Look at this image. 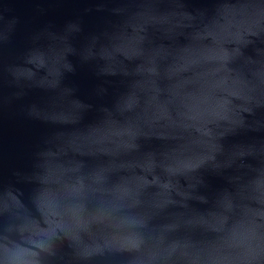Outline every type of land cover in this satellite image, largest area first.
Masks as SVG:
<instances>
[{
    "label": "water",
    "instance_id": "obj_1",
    "mask_svg": "<svg viewBox=\"0 0 264 264\" xmlns=\"http://www.w3.org/2000/svg\"><path fill=\"white\" fill-rule=\"evenodd\" d=\"M0 264H264V0H0Z\"/></svg>",
    "mask_w": 264,
    "mask_h": 264
}]
</instances>
